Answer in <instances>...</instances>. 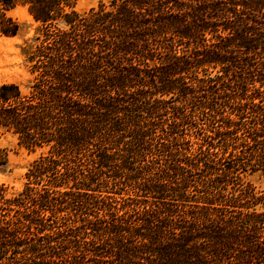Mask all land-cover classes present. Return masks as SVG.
<instances>
[{
    "label": "trees",
    "instance_id": "obj_1",
    "mask_svg": "<svg viewBox=\"0 0 264 264\" xmlns=\"http://www.w3.org/2000/svg\"><path fill=\"white\" fill-rule=\"evenodd\" d=\"M78 1L0 0V36L41 24L0 134L45 149L0 183V264H264V0Z\"/></svg>",
    "mask_w": 264,
    "mask_h": 264
},
{
    "label": "rangeland",
    "instance_id": "obj_2",
    "mask_svg": "<svg viewBox=\"0 0 264 264\" xmlns=\"http://www.w3.org/2000/svg\"><path fill=\"white\" fill-rule=\"evenodd\" d=\"M101 2L109 4L111 0H79L76 8L84 12ZM10 13L21 23V28L15 35L0 36V84L17 82L24 86L32 78L25 61L24 49L36 43L35 38L41 24L29 12L26 5L19 4ZM184 127L207 128L209 125L200 117L196 124ZM192 140L200 139L193 136ZM0 149H4L8 158L6 164L0 165V183L8 185L10 192H18L27 182L26 172L31 163L45 149L31 151L27 146L19 143L18 137L11 133L0 134ZM245 180L252 183L257 190H264V175L261 172L247 173Z\"/></svg>",
    "mask_w": 264,
    "mask_h": 264
}]
</instances>
